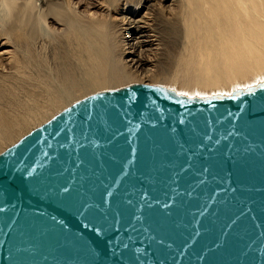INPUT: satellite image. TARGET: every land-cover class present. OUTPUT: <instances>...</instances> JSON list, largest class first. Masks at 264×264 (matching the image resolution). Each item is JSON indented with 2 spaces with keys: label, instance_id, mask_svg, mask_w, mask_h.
<instances>
[{
  "label": "water",
  "instance_id": "obj_1",
  "mask_svg": "<svg viewBox=\"0 0 264 264\" xmlns=\"http://www.w3.org/2000/svg\"><path fill=\"white\" fill-rule=\"evenodd\" d=\"M0 264H264V87L92 93L0 153Z\"/></svg>",
  "mask_w": 264,
  "mask_h": 264
},
{
  "label": "bare ground",
  "instance_id": "obj_2",
  "mask_svg": "<svg viewBox=\"0 0 264 264\" xmlns=\"http://www.w3.org/2000/svg\"><path fill=\"white\" fill-rule=\"evenodd\" d=\"M67 1L74 11L56 6L40 21L51 36L58 33L59 88L34 52L31 13L0 26V105H13L0 107V153L91 91L150 78L170 80L177 95L198 99L208 91L216 98L254 90L264 80V0H89L77 4L84 15ZM108 12L116 13L113 24L102 19Z\"/></svg>",
  "mask_w": 264,
  "mask_h": 264
},
{
  "label": "rangeland",
  "instance_id": "obj_3",
  "mask_svg": "<svg viewBox=\"0 0 264 264\" xmlns=\"http://www.w3.org/2000/svg\"><path fill=\"white\" fill-rule=\"evenodd\" d=\"M15 1H16V3L14 4V3H11V2H6V0H0V26L1 27L3 26L2 28H6L8 25H10V23L12 22V20H13V18L15 16H18V18L20 16H22L24 18V16H26L27 14L31 13L30 18L33 19L34 27H35L36 31L38 32V33L32 35V37H31V39L35 38L34 42H36V43H33V45L35 46V47H33V49L35 50L34 52L40 56V61L42 63H40L39 65L46 72L47 77L55 84L56 87L59 88L61 86V84L59 82V77H60V71H61V67L62 66H59L60 60L58 58V55H59V52H60V50H59L60 48L59 49L56 48L57 45H55V42H54V41H56L54 35L58 34V33L56 32L55 34H53L51 36V34H49V32L46 31L45 28L43 29L40 21H41L42 17L45 15V13H49L52 10H55L56 6H60L61 8H64L68 4V1L67 0H41V2H40V0H15ZM70 1H71L70 3L72 5L76 3L75 4L76 5L75 9L80 14H83L81 12L82 11V7L79 6V8H78L77 4L78 5H82V4H86V3L92 2V1H89V0H70ZM93 1L94 2H98L97 0H93ZM127 6H129V5H127ZM134 6H136V5H134ZM137 7L138 6H136V8ZM65 8L67 10H69V11H74V9H71V8H68V7H65ZM127 9L129 10V8H127ZM161 9L164 10L163 8H161ZM130 10H132V9L130 8ZM88 13H95V8H89L88 9ZM114 13L115 12H108V14L105 15V17H103L102 19H107V20H109L111 22V24H113V22H115V20H116V18H115L116 13L115 14ZM86 17H88V16H86ZM48 19H49V17L45 20L46 23H47ZM72 20L75 21L76 19H72ZM47 25L48 24H46V27H47ZM1 27H0V29H2ZM81 27L84 28V29L87 28L85 25H83V23H81ZM41 36H42V38H41ZM37 37L38 38L40 37V38L37 39ZM43 37H44L45 41H44ZM32 41L33 40H31V42ZM40 41H42V42H40ZM50 45H53L54 47L50 46ZM90 46H91V42L89 41L88 42V47H90ZM55 51H56V53H55ZM54 53L58 54V55H55V57H53ZM143 55L145 56V54H143ZM147 56H149V53H147ZM33 62L38 63L35 60H33ZM29 70H30V72H32V71H35V68L32 66V67H30ZM149 79L150 78H144V79H140L139 78L138 80L136 79V80H132L130 82L124 83L123 85H120L119 87L118 86L117 87H111V88H108V89L98 90V91H94V92L91 91L90 93H86V94L90 95L92 93H96V92H100V91L115 90V89H118V88H121V87H125V86H128V85L134 84V83H147V84L159 85V86L165 87V88L173 91L172 90V82L170 80H166V79L159 80L158 82H162V83H156L154 81H150ZM170 82H171V84H170ZM252 83L254 84V82H252ZM252 83H250V84L253 85ZM173 88H174V86H173ZM251 88H253V87H251ZM16 92H17V90H16ZM173 92L176 93V91H173ZM229 92H230V90L226 91V93H229ZM87 95H81V97L78 96V98L76 97L75 99H72L73 101L70 100L72 102H70V103L67 102V104L68 103L69 104L68 105L66 104V106H64V108H66L67 106L71 105L75 101H78L79 99H82L84 96H87ZM179 95L182 96V94H179ZM211 95H212V92H208L207 91L205 93H202V95L199 96L198 100L199 99H201V100L202 99H210V98H212ZM183 96L184 97L186 96V98H188V99H191V98L194 99V97H197V96H194L193 94L188 95V96L186 94V95H183ZM229 96L230 95H228V97ZM4 101L2 102V105H0V107H4L5 109H7V107L8 108H13V105H10L9 103L7 104V107H6L4 105ZM61 108L64 109L63 107H61ZM61 108H60V110L58 109L57 112L54 111L55 113L53 112L52 116L49 117V119L52 118L58 112H60L62 110ZM49 119L44 120L43 123L48 121ZM41 124H42V122H40V125ZM38 125H39V123H37V124L35 123V126L32 125L31 129H29V130L31 131L33 128L38 127ZM28 131H26V133L25 132L24 133L27 134ZM24 133L22 134L23 136L25 135ZM21 136L18 137V139H16V141H18L21 138ZM12 144H14V143H9V145H7V147L12 145ZM7 147H4V150Z\"/></svg>",
  "mask_w": 264,
  "mask_h": 264
},
{
  "label": "snow or ice",
  "instance_id": "obj_4",
  "mask_svg": "<svg viewBox=\"0 0 264 264\" xmlns=\"http://www.w3.org/2000/svg\"><path fill=\"white\" fill-rule=\"evenodd\" d=\"M261 86L264 87V80L260 81ZM182 95H186V93H182Z\"/></svg>",
  "mask_w": 264,
  "mask_h": 264
}]
</instances>
